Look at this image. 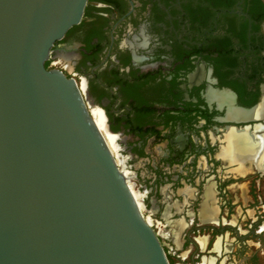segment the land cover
I'll use <instances>...</instances> for the list:
<instances>
[{
	"label": "flooded vegetation",
	"instance_id": "1",
	"mask_svg": "<svg viewBox=\"0 0 264 264\" xmlns=\"http://www.w3.org/2000/svg\"><path fill=\"white\" fill-rule=\"evenodd\" d=\"M45 66L98 113L159 239L194 264H264V151L240 164L226 140L264 134V0H88Z\"/></svg>",
	"mask_w": 264,
	"mask_h": 264
},
{
	"label": "water",
	"instance_id": "2",
	"mask_svg": "<svg viewBox=\"0 0 264 264\" xmlns=\"http://www.w3.org/2000/svg\"><path fill=\"white\" fill-rule=\"evenodd\" d=\"M88 0H0V264H170L72 78Z\"/></svg>",
	"mask_w": 264,
	"mask_h": 264
},
{
	"label": "bare ground",
	"instance_id": "3",
	"mask_svg": "<svg viewBox=\"0 0 264 264\" xmlns=\"http://www.w3.org/2000/svg\"><path fill=\"white\" fill-rule=\"evenodd\" d=\"M82 86H84V84ZM258 114H259V111L255 110L254 111V115H258ZM96 117H97L98 120L96 122H94V123L97 126L98 130L103 135V133H102L103 129L99 128L100 120H99L98 113H97ZM241 117H242V114L237 113L236 115H234L233 118L237 119V118H241ZM256 129H260V127L256 126ZM104 140H105L109 150L111 151V153H113L112 147H111V144H110L111 142L107 138L106 139L104 138ZM226 140L228 142L227 147H229V150H227V155H231L234 161L236 160L240 164H243L245 161H249L250 163L251 162L259 163L262 160L261 156H262V153L264 151V134L256 135L254 141L251 142L248 139V136L245 133L235 134L233 131H229L226 134ZM112 156L114 157L113 154H112ZM114 159H115V162H116V158L115 157H114ZM116 164H117V162H116ZM257 165L260 166V164H257ZM117 166L120 169L122 175L124 176L126 182L128 183V185H129V187L131 189V192L133 194V197L135 198V200H137L138 198H140L141 194L135 188V185L131 181L130 177L125 176L123 168H120L118 164H117ZM247 168H249V167L245 166V167H243L241 169H243L242 171H244ZM207 194L209 195V197H208V201H209V199H211V197H212V194H209V191H207ZM136 202H137V204H138V206H139V208H140V210L142 212V210H143L142 203H140L138 201H136ZM206 205L207 204H204V206L200 210L201 219L202 220L215 219V214L214 213H215L216 208H212V207L210 208V207H208ZM179 222H180L179 223L180 227H182L183 221L180 220ZM180 232H181V228L177 231V234H176L177 239H178V237L180 235ZM201 243L202 244L204 243V239L201 240Z\"/></svg>",
	"mask_w": 264,
	"mask_h": 264
},
{
	"label": "rangeland",
	"instance_id": "4",
	"mask_svg": "<svg viewBox=\"0 0 264 264\" xmlns=\"http://www.w3.org/2000/svg\"><path fill=\"white\" fill-rule=\"evenodd\" d=\"M261 190L264 191V178H262V182H261ZM137 189V188H136ZM141 194V193H140ZM142 197V194H141ZM141 197L138 198L136 201L140 202ZM141 203V202H140ZM236 204V203H235ZM234 204V211L233 214L238 216V214L240 215L238 218L241 221L240 223L243 222H247V220L244 219L243 214H245L246 212H241V209L239 207H237V204ZM149 209V208H148ZM251 214V212H249ZM143 216L148 219V221L153 225L152 228L157 231L158 228H155L156 225L159 227L160 223L152 221V219L149 217V212L147 211V208H144V210L142 211ZM157 221H160L159 218H156ZM234 221V220H233ZM239 222V221H238ZM173 237L175 242L177 241V238L175 236V232H173ZM160 240L163 243V247L164 250L166 252L168 261L170 264H194L193 260H197V258L195 257L193 260H190L189 256L186 257V252L185 251H180L177 250L175 248V245L172 243L171 241V236L170 235H165L163 232H160ZM203 262H201L200 264H202Z\"/></svg>",
	"mask_w": 264,
	"mask_h": 264
}]
</instances>
